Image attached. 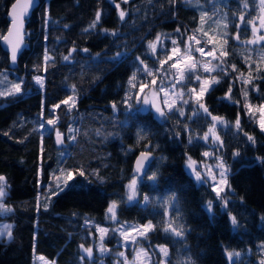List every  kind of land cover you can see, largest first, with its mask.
I'll return each mask as SVG.
<instances>
[{
	"label": "trees",
	"instance_id": "16d2710c",
	"mask_svg": "<svg viewBox=\"0 0 264 264\" xmlns=\"http://www.w3.org/2000/svg\"><path fill=\"white\" fill-rule=\"evenodd\" d=\"M206 1L40 0L26 22L27 45L14 68L0 44V73L26 90L0 100V176L7 187L0 221L12 224V237L0 240V264H34V252L56 264H87L82 248L91 237L98 239L99 225H110L106 212L112 201L119 203L121 221L152 224L148 236L135 243L147 246L153 260L152 247L163 246L166 264H264V134L247 113L243 84L232 85L233 78L240 81L237 73L216 75L219 83L203 98L207 113L168 112L160 119L151 110L126 105L130 80L140 60L150 59L149 44L158 33L191 29L204 37L201 23L211 27L216 18L204 8ZM212 1L226 18L213 31L219 29L223 57L243 71L250 61L255 63L250 69L261 68L255 89L247 93L253 103L264 102V48L243 51L251 28L237 17L240 0ZM247 1L251 15L254 0ZM13 2L0 0V41ZM35 77L43 90L34 86ZM70 96L67 105L61 103ZM55 116L64 145L48 124L41 127L42 118ZM211 117L222 120L217 126L222 145L211 150L228 169L222 206L185 168L188 158L203 159L208 146L197 138L211 126ZM145 150L153 152V160L138 177L139 199L127 202L135 157ZM63 172L74 176L56 193ZM166 199L168 208L162 204Z\"/></svg>",
	"mask_w": 264,
	"mask_h": 264
},
{
	"label": "rangeland",
	"instance_id": "374dc122",
	"mask_svg": "<svg viewBox=\"0 0 264 264\" xmlns=\"http://www.w3.org/2000/svg\"><path fill=\"white\" fill-rule=\"evenodd\" d=\"M190 1L193 2L194 0ZM206 4L207 5H204V8L208 7L210 11L216 15V18L211 21V27L206 26L208 22L201 23L200 28L202 32L205 33L204 37H201L198 33H195V30L190 29L185 31L179 28L157 34L154 41L151 42L152 44L156 45L155 49H152L149 46L147 51V55L150 57V59H147L145 62L140 60V67L136 70L132 79L130 80L129 87L127 89V109H131L132 104H134L137 107L134 109L141 111L151 110L154 115L160 119H162L164 116L161 115L160 112L163 114H167L168 112H176L178 114L188 110L194 114L198 111L200 113L203 111V109L200 107V104L203 105V98L211 88L210 87L206 91L202 99L199 101V103H197L195 97L200 92L202 82L204 80H208L209 82L218 81V77L216 76L217 74H222L224 76L232 73V71H235L240 78V81L237 82V80L233 78L232 85L234 86L237 83L243 84L245 90L243 91L244 95L242 94V96L248 98L245 101V106H248L247 113L250 117L254 118L257 126L264 134V130L260 128V120L262 117H264V102L259 104L253 103L250 101V97H248L249 93H247L248 90L255 89L254 85H252V82L258 78L261 68L256 65L255 68L252 67V69H250L251 66L255 64H251L250 61L249 65H246L245 71H243L237 64H235V67H233L225 60L223 56L226 55L224 50L223 52L221 51L222 45L219 43V29L217 33H214L213 31L215 26H224V24H226V18L224 17L223 10L219 8L215 2L208 0L206 1ZM196 7L198 8L199 5H196ZM237 7L238 11H240L237 17L240 18L242 23L249 25L251 28V34L248 37L249 39H247L248 41L246 40L247 46L242 45V47L245 48L243 51L248 52L255 49H258V51L261 50L264 48V40L260 39V37L264 36V4L261 3V0H254V11L251 15V6L247 0H240L237 4ZM204 17L207 18V15L204 14ZM197 31L202 33L199 29ZM223 31L224 30L222 29V32ZM157 37H159V40H157ZM181 38H183L184 42H182ZM209 40H211L212 43H208ZM173 41H175V44H173ZM197 41H199L198 44ZM252 41H255V43H252ZM240 42L245 43L244 40H241ZM213 46H216L215 49ZM173 47H176L178 52L172 60H168L167 57L171 54L170 50ZM198 48H204V54L196 51ZM208 53H212V55H209ZM261 56H264V54H261ZM253 57H255V55L251 56L250 58ZM178 60L181 62V67L179 69L171 68V65L176 63ZM193 63L196 64V68L193 71H189L187 65ZM206 68L210 71H206ZM181 70H183L184 75V79L182 81L180 80ZM196 77H199V79H196ZM36 78L37 77H35V79ZM153 81H155V83H153ZM17 84L20 85L21 93L26 91L24 88L22 89L21 82L15 81L8 75L0 73V100L9 96H13L12 93L15 92V85ZM173 85L175 86L173 87ZM34 86L40 90H43V83L38 84L35 80ZM192 89H195V92L190 95L189 93ZM145 99L148 100V103H144ZM185 101H187V103H185ZM252 104L253 106L250 107ZM169 105H171V107H169ZM157 106L159 107L160 112H157ZM42 119L44 121L43 128L48 127L46 123L47 119ZM52 120H54L55 123L49 126L53 129L54 135H62L58 128V121L60 122V118L55 116L52 118ZM221 121V119H212L211 126L207 128L200 138H197L199 141L201 138L203 139L205 134L208 135L207 140H201L208 146L203 152V159L192 160L188 158L185 162V168L196 181V183L205 182L207 186L210 187V189L214 192L215 198L218 199L222 206L221 198L224 197V192L227 185L228 169L224 165L221 158L214 156L211 152V150L216 149L217 146L222 145L217 127L220 125ZM64 138L65 136L62 135L61 140L63 145L65 143ZM148 149L149 148H147V150ZM204 153H208V155L205 156ZM190 161L192 162V168H194V171L189 167ZM221 166L224 170L223 176L220 174ZM195 172L200 173V182L196 180ZM69 173H71L73 179L74 175L72 172H63L62 174L60 173L58 175L55 184L57 191L56 193H59L60 191L67 188L69 182L72 181V179H68ZM133 179L136 180V196L132 200L135 202L139 199L138 188L140 180L138 179V176L133 177ZM221 179H224L226 184L219 185L218 182ZM131 181L127 184V192L124 197L127 202H132L128 200V196L132 191V189L129 188ZM214 186L221 187L222 191L217 193L214 191ZM1 187H3L7 193L6 181H3ZM163 202V206L166 208L170 207L171 203L169 200L166 199L163 200ZM113 203L116 205L115 217L113 218L112 214L108 213V209L106 212V222H109L110 225H99L97 227L98 239L91 237V242L82 248L83 255L88 261L87 264H92L93 261H95L96 264H166L167 255L161 251V249H165V247H152L153 253L157 255L156 260H153L147 246L143 245L141 242L135 243L138 240L144 239L148 236L152 227L150 230L145 231L144 226L148 225L149 222L145 224H138L130 221H121L117 217V208L119 203L112 201L108 208ZM11 227V223L0 221V240L3 238L9 240L12 237ZM100 229H104V231L101 232ZM94 240L95 243L92 246ZM110 242L112 243L110 244ZM86 249H91V255L85 251ZM33 258L34 264H56L54 261L49 260L43 255H38L36 252H34Z\"/></svg>",
	"mask_w": 264,
	"mask_h": 264
},
{
	"label": "snow or ice",
	"instance_id": "6c2138e0",
	"mask_svg": "<svg viewBox=\"0 0 264 264\" xmlns=\"http://www.w3.org/2000/svg\"><path fill=\"white\" fill-rule=\"evenodd\" d=\"M32 2H34V0H30V3H32ZM127 2H128V0H124V3H127ZM261 3L264 4V0H261ZM117 7H119V6L117 5ZM15 8H16V4H13V5H12V9H13V11L15 10ZM125 15H126V13H125L124 11L121 10V11L119 12V17H120L121 19H123ZM99 19H100V13L97 12L96 20L98 21ZM237 38H238V37H237ZM5 39H7V37H5ZM260 39L264 40V36L260 37ZM157 40H159V37H157ZM198 43H199V41H197V44H198ZM208 43H212V41L209 40ZM252 43H255V41H252ZM173 44H175V41H173ZM149 46H150L152 49H155V47H156V45H155V44H152L151 42H150V45H149ZM73 51H75V49H73ZM82 51H87V50L84 49V50H82ZM170 51H171V54L167 57L168 60H172V59H173V57L177 54L178 49H177L176 47H173ZM196 51L200 52L201 54H204V48H198V49H196ZM208 54H209V55H212V53H208ZM16 57H17V50H16L15 48H13L12 53H11V59H12L13 62H15ZM48 59H49V57L45 56V61H47ZM64 59H65V60H68L69 57L66 56V57H64ZM165 62H166V61H165ZM180 67H181V62H180L179 60H178L176 63H173V64L171 65V68H177V69H179ZM187 67H188V70H189V71H193V70H195V68H196V64L193 63V64H190V65H187ZM205 70H206V71H210V70L207 69V68H206ZM183 79H184L183 70H181L180 80L182 81ZM196 79H199V77H196ZM36 82H37L38 84H42V83H43V81L41 80L40 77H37V78H36ZM153 83H155V81H153ZM213 83H219V81L209 82L208 80H204V81L202 82L201 87H200V92H199V93L196 95V97H195L197 103H199V101L202 99V97L204 96V94L206 93V91L212 86ZM174 86H175V85H173V87H174ZM194 92H195V89H192V90H190V93H189V94L191 95V94L194 93ZM230 92H231V89H229V93H230ZM20 93H21L20 85L17 84V85H15V92L12 93V94H13V95H16V94H20ZM71 99H72V97L70 96V97H68L67 100L61 101V103L67 105ZM225 99H230V95L226 94ZM144 103H148V100L145 99ZM185 103H187V101H185ZM59 107H60V104L54 105V106H52L51 111L54 113L55 109H56V108H59ZM169 107H171V105H169ZM200 107L203 109V112H204V113H207V111H208L207 108H204V106H203L202 104H200ZM157 112H160V109H159L158 106H157ZM160 114H161V115H164L162 112H160ZM180 114L183 115V112H181ZM212 119H213V120H218L219 118H218V117H212ZM46 123H47L48 125H53V124L55 123V121L52 120V119H49V120L46 121ZM41 127H43V124L41 125ZM236 127L239 128V119H237V121H236ZM260 128H261L262 130H264V117H262V119L260 120ZM210 131H211V129H210ZM203 139H204V140H207V139H208V135L205 134V136L203 137ZM248 139H249V140H252L253 138L249 136ZM58 142H59V137H58ZM204 155L207 156L208 153H204ZM234 155H237V154H234ZM143 159H147V154H146V153H141V160H143ZM140 166H141V161H138V162H137V171H139ZM189 167L192 168V162H191V161L189 162ZM192 170L194 171V168H192ZM220 174H221V176L224 175V170H223V167H222V166H221V172H220ZM81 175H83V173H81ZM154 178H155L154 176H153V177H149V179H154ZM195 178H196V180H197L198 182L201 181V175H200L199 172H195ZM4 179H5V178H4L3 176H0V181H4ZM68 179H69V180L72 179L71 173L68 174ZM218 184H219V185H224V184H226V181H225L224 179H221V180L218 182ZM135 185H136V180L133 179V180L131 181V183L129 184V188L132 189L131 194L128 196V200H129V201H132L133 198L136 196ZM214 191H216L217 193H219L220 191H222V188L219 187V186H214ZM6 195H7V193L5 192L4 188H3V187H0V197H4V196H6ZM144 201H145L146 203L148 202V197H147V196L144 197ZM226 204H227V201L224 202V205H225V206H226ZM206 207H207L209 210H211V202H209V203L206 205ZM115 208H116L115 203H113L112 205H110V207L108 208V213L112 214L113 218L115 217ZM230 222H231V224H232L234 227L236 226V220H235V217H231V218H230ZM151 227H152V225H151V223L149 222L148 225H145V226H144V230H145V231H148V230L151 229ZM168 230H169V229H165V231H168ZM100 231L103 232L104 229H100ZM171 231H172L175 235H182L181 233H177V232L175 231V229H171ZM9 236H10V234H9ZM85 251H86L89 255H91V249H86ZM161 251H163L164 254L167 255V250H166V249H161ZM228 255L231 257L232 254L229 253Z\"/></svg>",
	"mask_w": 264,
	"mask_h": 264
},
{
	"label": "water",
	"instance_id": "95a60500",
	"mask_svg": "<svg viewBox=\"0 0 264 264\" xmlns=\"http://www.w3.org/2000/svg\"><path fill=\"white\" fill-rule=\"evenodd\" d=\"M16 4V8L13 11L12 5ZM9 8L8 19L10 21L9 28L1 39L0 44L6 52L9 54V68H14L21 53L25 49L26 43V22L32 16L34 10L40 6V0H34L30 3V0H16ZM7 37V39H5ZM13 48L17 50V57L15 62L11 59V53ZM59 137V145H62L61 136H57V141ZM141 153L147 154V159L141 160ZM153 160V154L150 151L139 152L134 160L133 172L137 174L140 178L144 177L149 169V165ZM141 161V166L139 171H137V162Z\"/></svg>",
	"mask_w": 264,
	"mask_h": 264
},
{
	"label": "bare ground",
	"instance_id": "6f19581e",
	"mask_svg": "<svg viewBox=\"0 0 264 264\" xmlns=\"http://www.w3.org/2000/svg\"><path fill=\"white\" fill-rule=\"evenodd\" d=\"M61 135V134H60ZM151 153H153L152 151H151ZM133 175H135V176H138L137 174H135L134 172H133ZM139 177V176H138Z\"/></svg>",
	"mask_w": 264,
	"mask_h": 264
}]
</instances>
